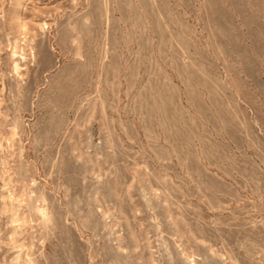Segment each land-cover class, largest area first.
Segmentation results:
<instances>
[{
  "label": "rangeland",
  "instance_id": "rangeland-1",
  "mask_svg": "<svg viewBox=\"0 0 264 264\" xmlns=\"http://www.w3.org/2000/svg\"><path fill=\"white\" fill-rule=\"evenodd\" d=\"M0 264H264V0H0Z\"/></svg>",
  "mask_w": 264,
  "mask_h": 264
}]
</instances>
